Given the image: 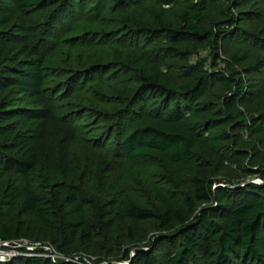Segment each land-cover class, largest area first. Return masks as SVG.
<instances>
[{"label":"trees","instance_id":"16d2710c","mask_svg":"<svg viewBox=\"0 0 264 264\" xmlns=\"http://www.w3.org/2000/svg\"><path fill=\"white\" fill-rule=\"evenodd\" d=\"M2 1L0 44L23 42L44 103L24 106L27 90L6 81L21 61L14 44L0 58V86L11 87L0 96V123L37 117L38 128L17 125L13 139L39 128L42 137L31 156L0 140V238L14 237L8 212L23 199L33 219L21 232L49 237L72 258L82 252L114 264L119 243L129 264H264V184L217 183L226 163L264 180L258 158L239 142L264 132V81L256 89L243 76L264 67V59L245 71L247 53L220 55L236 43L255 45L264 56V23L257 34L238 24L264 22V0ZM251 2L261 12L239 10ZM211 8L217 18L207 26ZM251 102L252 117L242 107ZM128 164L142 171L118 184ZM159 168L172 173L183 193L170 192L165 185L172 181L155 175ZM140 190L159 207L137 201ZM126 192L136 199L120 200ZM119 213L128 245H137L134 256L115 235ZM148 221L174 232L139 247ZM0 264L86 263L18 256Z\"/></svg>","mask_w":264,"mask_h":264},{"label":"rangeland","instance_id":"374dc122","mask_svg":"<svg viewBox=\"0 0 264 264\" xmlns=\"http://www.w3.org/2000/svg\"><path fill=\"white\" fill-rule=\"evenodd\" d=\"M2 1V0H0ZM3 2V1H2ZM261 7H263L262 5H256L255 3H250L248 5H244L243 7L239 8L240 11H244V10H250V9H254V10H258L261 12ZM207 18L205 20V24L208 26L209 24H211V21L216 20L217 18V14L215 12V9L211 8L208 11V14L206 15ZM264 21V19H263ZM239 25L243 28L246 29L248 32L253 33V34H257L259 33V28H261L262 23H259L258 21H256V19H245L243 21H238ZM261 24V25H260ZM14 44L18 45L20 50H19V56L21 61L18 63H14V67H12V69L17 72V73H13L11 75H9L6 78L7 80H11L14 81V83L12 84L13 86L18 87L19 89H23V90H27V97H24L21 100V104H23L24 106L27 107H33V108H39L41 107V105H43L44 103V97L41 93H39V87H41V78L38 76V74L36 73V69H34L31 65H30V60L32 59V55L30 52H27L25 48V46L23 45V42H15ZM14 44L12 43H4V45L0 44V58H2L9 50L10 48L14 47ZM15 45V46H16ZM18 48V49H19ZM230 53H236L237 55H243L245 53L248 54V57L246 59V62L244 63V65L242 66L243 69L249 68L251 65H253L255 62H258L259 60L261 61L262 59H264L263 53L260 52V50L258 49L257 46L252 45L250 46L248 45H238L236 43H233L232 45H224L222 50L220 51V55L222 58L227 59L230 55ZM201 54L204 56L206 55V53L203 51L201 52ZM122 58V57H121ZM124 59V58H123ZM195 59V58H194ZM17 68V69H15ZM250 71V72H249ZM249 71L245 72L243 74L244 78L246 80H248V82L250 84H253L254 88H258L264 81V67L262 66L260 69L258 70H251L249 69ZM6 88H11L9 86L7 87H2L0 86V96L5 92ZM15 88V87H14ZM256 88V89H257ZM256 93V91H254ZM264 92V91H263ZM216 101L217 100H221V96H222V90H219V88L216 89ZM221 97V98H220ZM211 98V96L206 95L203 100H209ZM260 100L264 99V93L263 95H261L259 97ZM22 105V106H23ZM243 109L246 110V112L248 113V116L252 117V116H256V109H255V103L251 102V103H247L244 104ZM39 115V114H37ZM35 118V119H33ZM33 119V120H32ZM38 120L37 117H32V118H24V117H18V118H10V119H2L1 123H0V140H4L5 142H12L14 144H16V147L11 148L10 150L12 152H17L19 155H27V156H31L33 153L37 154L40 150L37 147L39 145V142L41 141V137L42 135L41 133V128L38 129V131L35 132V134L33 132H30L27 136L21 135L20 133L18 134L20 137H15L13 139V136L15 134V132L17 130V125H21L24 123L25 124H31L33 126H36V128H38L40 125L37 126V123L34 122ZM14 122H17L14 124ZM33 122V123H31ZM16 125V126H15ZM229 126V125H228ZM230 128V126H229ZM240 147H244V148H249L253 153L254 156L256 158H258V163L256 165L255 168H259L262 170H264V132L258 133V134H246L245 136H243L240 139ZM13 144V145H14ZM245 165H248V163L246 162ZM249 167L250 164L248 165ZM142 170H140L137 166H133V165H127V168L125 170L126 175H128V177H125L122 175L120 182L118 184L124 185L127 184L126 182L128 181H132L133 177L137 174H139ZM124 172V173H125ZM156 172L155 175L159 176V178L161 177L164 180L167 181H172L171 183H168L165 186H168L170 192L175 193V194H180L183 193L182 191L184 190L182 187H179V185L176 183V180L174 178V176L172 175V173L169 170H163L160 168ZM149 176V175H148ZM167 178V179H165ZM115 179V177H114ZM148 180V179H146ZM157 179H155L154 181L156 182ZM231 182H238V184H233L232 183V187L233 186H238V185H245V184H249L250 182H255L258 184H264V180L262 179V175L260 174H255L253 176H246L244 175L241 171H239L235 166H233V164H225L221 174L217 177V183H221L223 185H228ZM158 183V182H156ZM217 184V185H218ZM162 186V184H161ZM147 187V186H145ZM137 190H133V192H136ZM141 191V190H140ZM138 191V192H140ZM130 193L126 192V194L124 195L125 197L120 196V200H123V198H128L129 200L132 199H136V197L133 196H129ZM138 199H136L137 201L141 202L142 205H154L155 207H159V204L156 203V201H153V199L151 198V195L149 194V192H144L141 191L138 194ZM23 199H21L20 201H18L14 207L10 208L9 212H8V222L10 224V226L13 229V234L14 237L12 238V240L14 242L17 243L18 249H19V253L20 256H45V257H51L52 259L59 261L60 259H65V260H78L79 257H81L84 260V263L86 264H104L107 263L106 259H99V256L96 255H90V254H84L82 252H77L75 254H73L74 258L69 257L68 255L62 254L61 252L58 251L57 246L49 239V237L44 236V239H31L29 238V236L31 235H27L23 231L26 228V222L29 219H33V216L30 214V212L28 211V207L25 206L24 203H22ZM119 209V207H118ZM117 209V210H118ZM121 210V209H120ZM77 216V215H76ZM75 218L78 220L81 218L79 216H77ZM71 219L74 218V216L70 217ZM116 229H115V235H119V238H122L120 241H122L124 239V241H127L126 243V248L130 247L131 249V256H134V249L135 247H137V245L135 243H131L128 245V240H126V232H124V224H125V219L122 216V213H119V216H117L116 218ZM144 232H145V236H146V240L145 242H143L139 247L143 246L145 247V249H148V247L151 246V243H153L154 241H156L157 237L161 236V235H165V234H169V233H173L174 231H167L164 227H162L160 225L159 222L157 221H148L144 224ZM162 241V240H161ZM161 241L157 242V246L158 244L161 243ZM98 246H103V250H105V252H107L108 250L110 251V246L104 242V240H100L98 242ZM259 245L261 247V252H264V238H262L259 242ZM29 247H33L35 248V250H29ZM119 248V249H118ZM118 250V254L116 255V259H110V262L114 263V264H129V260H124L121 258V253H119L120 251H122L123 247L122 244L118 243V246L116 248ZM112 250V249H111ZM168 248L165 246L163 247L159 253L160 254H166L167 253ZM99 255L101 254L100 252L98 253ZM77 257V258H76ZM1 263V262H0Z\"/></svg>","mask_w":264,"mask_h":264},{"label":"built area","instance_id":"2783aa9c","mask_svg":"<svg viewBox=\"0 0 264 264\" xmlns=\"http://www.w3.org/2000/svg\"><path fill=\"white\" fill-rule=\"evenodd\" d=\"M18 247L17 243L12 239L3 240L0 238V262L5 263L20 256ZM28 249L35 250L33 247H29Z\"/></svg>","mask_w":264,"mask_h":264}]
</instances>
